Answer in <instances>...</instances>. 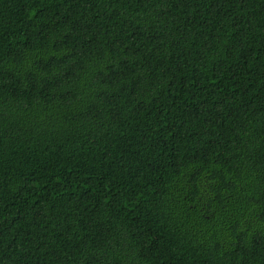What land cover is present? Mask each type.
Returning <instances> with one entry per match:
<instances>
[{"label": "trees", "instance_id": "1", "mask_svg": "<svg viewBox=\"0 0 264 264\" xmlns=\"http://www.w3.org/2000/svg\"><path fill=\"white\" fill-rule=\"evenodd\" d=\"M0 264H264V0H0Z\"/></svg>", "mask_w": 264, "mask_h": 264}]
</instances>
